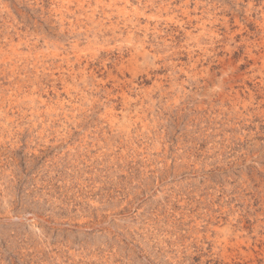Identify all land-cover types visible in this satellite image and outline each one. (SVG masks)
<instances>
[{
    "label": "rangeland",
    "instance_id": "obj_1",
    "mask_svg": "<svg viewBox=\"0 0 264 264\" xmlns=\"http://www.w3.org/2000/svg\"><path fill=\"white\" fill-rule=\"evenodd\" d=\"M0 264H264V0H0Z\"/></svg>",
    "mask_w": 264,
    "mask_h": 264
}]
</instances>
